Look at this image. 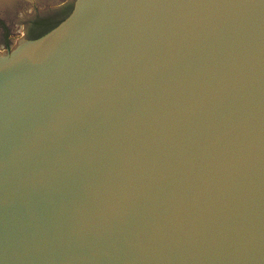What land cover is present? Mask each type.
I'll return each mask as SVG.
<instances>
[{
    "label": "water",
    "instance_id": "95a60500",
    "mask_svg": "<svg viewBox=\"0 0 264 264\" xmlns=\"http://www.w3.org/2000/svg\"><path fill=\"white\" fill-rule=\"evenodd\" d=\"M0 44V264H264V0H71Z\"/></svg>",
    "mask_w": 264,
    "mask_h": 264
},
{
    "label": "flooded vegetation",
    "instance_id": "af4514ba",
    "mask_svg": "<svg viewBox=\"0 0 264 264\" xmlns=\"http://www.w3.org/2000/svg\"><path fill=\"white\" fill-rule=\"evenodd\" d=\"M36 1L13 0L10 5L5 6L4 12L0 13L1 43L4 42L5 45H8L11 40L9 36L12 34H25L29 38L37 37L60 22L71 8V0H63L58 3L55 0H50L44 4H39ZM14 30L19 31L15 32Z\"/></svg>",
    "mask_w": 264,
    "mask_h": 264
},
{
    "label": "bare ground",
    "instance_id": "6f19581e",
    "mask_svg": "<svg viewBox=\"0 0 264 264\" xmlns=\"http://www.w3.org/2000/svg\"><path fill=\"white\" fill-rule=\"evenodd\" d=\"M12 1L13 0H0V13L2 14L4 11H3V9L5 8V6L6 5H8V4H11L12 3ZM38 1V3L39 4H44V2H46V1H50V0H37ZM36 1V2H37ZM55 1H58V0H55ZM28 3V2H27ZM25 5V4H24ZM22 6V5H21ZM28 7H30V6H28ZM13 8V7H12ZM21 8V7H20ZM6 9V8H5ZM9 9V8H8ZM28 11V10H27ZM9 12V11H8ZM10 15V14H9ZM15 19V18H14ZM16 29V28H15ZM1 43V42H0ZM1 45V44H0ZM28 48V46H26V44L25 43H23V42H20L19 43V41H17L16 43H15V49H16V52L17 53H22L23 51H25L26 49ZM15 52V53H16Z\"/></svg>",
    "mask_w": 264,
    "mask_h": 264
},
{
    "label": "rangeland",
    "instance_id": "374dc122",
    "mask_svg": "<svg viewBox=\"0 0 264 264\" xmlns=\"http://www.w3.org/2000/svg\"><path fill=\"white\" fill-rule=\"evenodd\" d=\"M8 5H10V4H8ZM16 36H19V35H17V34H12V35H10L9 37H10V38H13V37H16Z\"/></svg>",
    "mask_w": 264,
    "mask_h": 264
}]
</instances>
